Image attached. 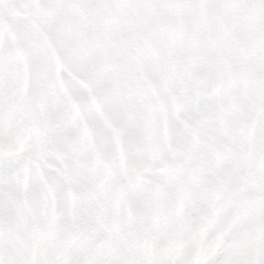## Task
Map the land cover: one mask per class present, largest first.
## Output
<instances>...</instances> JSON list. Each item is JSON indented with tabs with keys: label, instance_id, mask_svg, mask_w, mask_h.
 I'll list each match as a JSON object with an SVG mask.
<instances>
[{
	"label": "snow or ice",
	"instance_id": "1",
	"mask_svg": "<svg viewBox=\"0 0 264 264\" xmlns=\"http://www.w3.org/2000/svg\"><path fill=\"white\" fill-rule=\"evenodd\" d=\"M0 264H264V0H0Z\"/></svg>",
	"mask_w": 264,
	"mask_h": 264
}]
</instances>
